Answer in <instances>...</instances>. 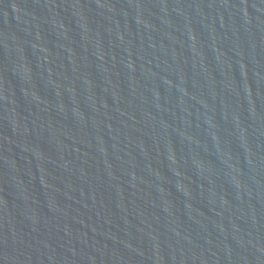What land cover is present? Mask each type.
I'll return each mask as SVG.
<instances>
[{"label":"water","instance_id":"95a60500","mask_svg":"<svg viewBox=\"0 0 264 264\" xmlns=\"http://www.w3.org/2000/svg\"><path fill=\"white\" fill-rule=\"evenodd\" d=\"M0 264H264V0H0Z\"/></svg>","mask_w":264,"mask_h":264}]
</instances>
